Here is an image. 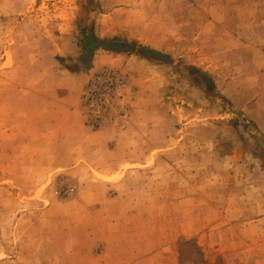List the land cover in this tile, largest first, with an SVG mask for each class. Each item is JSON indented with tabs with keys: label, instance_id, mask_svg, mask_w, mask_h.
Wrapping results in <instances>:
<instances>
[{
	"label": "rangeland",
	"instance_id": "1",
	"mask_svg": "<svg viewBox=\"0 0 264 264\" xmlns=\"http://www.w3.org/2000/svg\"><path fill=\"white\" fill-rule=\"evenodd\" d=\"M0 264H264V0H0Z\"/></svg>",
	"mask_w": 264,
	"mask_h": 264
},
{
	"label": "crops",
	"instance_id": "2",
	"mask_svg": "<svg viewBox=\"0 0 264 264\" xmlns=\"http://www.w3.org/2000/svg\"><path fill=\"white\" fill-rule=\"evenodd\" d=\"M78 102H75L74 106H68L67 104H63L60 107V103H58L55 114H52L51 117H48L49 119L52 120V128L51 131L54 134V137H62L65 135L67 136V133L70 134L71 139H74L77 143L78 141L85 140L87 135V130L84 128L82 119L80 118L78 112H77V105ZM61 111H64L65 113L68 114L67 118L61 117L60 113ZM47 117L44 119V121L47 122ZM66 133V134H65ZM78 147L81 145L78 144ZM74 148L76 151L75 154H79L81 152H78V147ZM115 167H113L114 169Z\"/></svg>",
	"mask_w": 264,
	"mask_h": 264
},
{
	"label": "built area",
	"instance_id": "3",
	"mask_svg": "<svg viewBox=\"0 0 264 264\" xmlns=\"http://www.w3.org/2000/svg\"><path fill=\"white\" fill-rule=\"evenodd\" d=\"M102 74H97L92 81L90 82V86H88L84 93L82 94L81 101L82 106L86 107L91 105V102H97L102 97H104V93L100 90V87L105 83ZM107 84V83H106Z\"/></svg>",
	"mask_w": 264,
	"mask_h": 264
}]
</instances>
